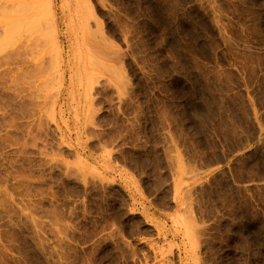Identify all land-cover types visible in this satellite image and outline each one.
<instances>
[{
    "label": "rangeland",
    "instance_id": "rangeland-1",
    "mask_svg": "<svg viewBox=\"0 0 264 264\" xmlns=\"http://www.w3.org/2000/svg\"><path fill=\"white\" fill-rule=\"evenodd\" d=\"M2 1L0 264H264V0Z\"/></svg>",
    "mask_w": 264,
    "mask_h": 264
},
{
    "label": "bare ground",
    "instance_id": "bare-ground-1",
    "mask_svg": "<svg viewBox=\"0 0 264 264\" xmlns=\"http://www.w3.org/2000/svg\"><path fill=\"white\" fill-rule=\"evenodd\" d=\"M9 1L14 2L15 4H20L22 6H24L25 8V13L24 16L21 19V25L27 26V27H31L32 22H31V14L33 12H35L37 5H38V0H4L1 3H8ZM39 5L43 6V12H42V16H41V21L45 22V23H50L54 33H56V22L54 21V17H53V12H52V5L50 0L45 1L44 0H39ZM49 20V22H48Z\"/></svg>",
    "mask_w": 264,
    "mask_h": 264
}]
</instances>
